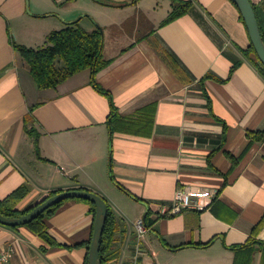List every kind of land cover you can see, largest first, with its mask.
<instances>
[{"label": "crops", "instance_id": "crops-1", "mask_svg": "<svg viewBox=\"0 0 264 264\" xmlns=\"http://www.w3.org/2000/svg\"><path fill=\"white\" fill-rule=\"evenodd\" d=\"M132 1L0 0V200L23 185L18 211L57 189L103 196L116 216L103 264L131 263L140 217L149 230L136 264H264V225L253 231L264 214V139L248 136L264 131V78L244 55L251 42L237 6L190 0L187 13L163 24L172 0ZM259 15L264 25L263 7ZM79 17L88 31L91 19L103 27L110 63L96 80L118 112L130 116L156 102L151 134L111 136L109 98L91 84L90 69L55 88L37 87L14 43L40 47ZM28 115L37 141L25 131ZM178 189L213 195L200 198L201 207L160 216ZM93 221L88 203L69 198L45 218L57 245L25 225L0 224V252L12 251L8 264H84Z\"/></svg>", "mask_w": 264, "mask_h": 264}, {"label": "trees", "instance_id": "trees-1", "mask_svg": "<svg viewBox=\"0 0 264 264\" xmlns=\"http://www.w3.org/2000/svg\"><path fill=\"white\" fill-rule=\"evenodd\" d=\"M231 1L233 2V0ZM132 2H134V0ZM172 2V10L164 19L163 24L171 22L182 14L187 13L192 5L190 0H172ZM124 3L127 2L119 3V5ZM252 4L257 15L261 35L264 40V25L262 24L259 15L260 7L264 8V0H261L259 5H256L253 2ZM83 16L87 15L84 14ZM81 18L79 17L73 21L65 22V26L63 28L50 32L46 36L45 43L40 47L30 48L14 43L15 49L27 63L31 77L35 81L37 87L40 89L55 88L62 80H64L68 76L73 75L83 69H90L91 84L97 91L105 94L109 98L111 109L107 117V125L109 127L111 136L115 131L136 132L145 135L151 134L150 130L154 121V110L156 102L152 101L145 104L144 106L137 109L136 114L134 113L130 116L122 115L118 112L109 91L104 89L96 80V74L110 63V60L105 59L103 55V27L96 23L93 19H91L94 27L92 30L88 31L81 26ZM244 55L249 60H251V62L257 67L260 74L264 78V66L260 63L252 45H250L247 50H244ZM165 58L168 59V64L171 66L172 70L179 76V78L184 79V73L177 61L168 53H165ZM238 64L240 63L237 62L232 66L230 74ZM208 77L209 75L206 74L203 78L200 79L201 86H203V80ZM203 92V94H205V96L210 101L207 92L205 90ZM32 110L33 108L30 107L29 111L32 112ZM32 119L33 118L28 115L25 131L30 136H33L35 141H37L38 133L36 132V129L34 128V126H29L27 124L28 122H32ZM248 136L250 140H263L264 131H249ZM82 189L90 190L88 188ZM26 191L27 186L23 185L15 190L14 193L9 197L0 200V213L6 217H19L31 210L46 197L61 190H52L40 202L31 206L29 209L18 211L15 209V204L17 202L16 200L18 198H22L25 195ZM78 200H82L88 203L93 215L95 216L96 207L93 202L80 198H78ZM105 201L107 203L108 211L100 246V258L102 260V264L110 259V255H112L114 248L113 240L115 238L116 230V216L106 199ZM64 202L65 200L50 206L49 208L44 210V212L41 213L38 217L25 224V226L38 234L49 245H57L58 243L49 235L47 231L45 218L53 214L54 211L59 208ZM263 225L264 214L260 221L253 226V231L257 233ZM90 242L91 238L86 243H84V245L87 247V250L89 248ZM261 245H264L263 242L261 243ZM84 264H88L87 256Z\"/></svg>", "mask_w": 264, "mask_h": 264}, {"label": "water", "instance_id": "water-1", "mask_svg": "<svg viewBox=\"0 0 264 264\" xmlns=\"http://www.w3.org/2000/svg\"><path fill=\"white\" fill-rule=\"evenodd\" d=\"M233 2L237 6L246 25L251 45L253 46L260 63L264 66V40L261 35L254 6L251 0H233ZM69 198L86 199L95 204L96 211L93 221L91 242L87 251V263L102 264L100 258V246L103 230L106 224L108 208L105 199L94 191L84 189L59 191L46 197L31 210L19 217H6L0 213V224L10 227L25 225L38 217L50 206Z\"/></svg>", "mask_w": 264, "mask_h": 264}, {"label": "built area", "instance_id": "built-area-1", "mask_svg": "<svg viewBox=\"0 0 264 264\" xmlns=\"http://www.w3.org/2000/svg\"><path fill=\"white\" fill-rule=\"evenodd\" d=\"M213 192L209 190H197V189H178L176 191L174 201L171 204H163L158 209L160 216H171L182 212L185 209L201 207L199 199L203 197H210ZM135 228V254L130 264H136V258L140 252L139 241L144 238L145 234L149 230V226L146 220L142 217L138 218L134 222ZM12 257V251L6 249L0 252V264H8ZM131 257V258H132Z\"/></svg>", "mask_w": 264, "mask_h": 264}, {"label": "rangeland", "instance_id": "rangeland-1", "mask_svg": "<svg viewBox=\"0 0 264 264\" xmlns=\"http://www.w3.org/2000/svg\"><path fill=\"white\" fill-rule=\"evenodd\" d=\"M126 43V42H125ZM124 45V44H123Z\"/></svg>", "mask_w": 264, "mask_h": 264}]
</instances>
